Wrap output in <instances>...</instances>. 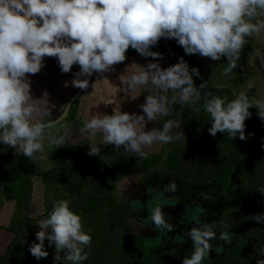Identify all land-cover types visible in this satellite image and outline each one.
I'll use <instances>...</instances> for the list:
<instances>
[{
    "label": "clouds",
    "instance_id": "obj_1",
    "mask_svg": "<svg viewBox=\"0 0 264 264\" xmlns=\"http://www.w3.org/2000/svg\"><path fill=\"white\" fill-rule=\"evenodd\" d=\"M255 36L264 43V0H0V144L19 152L31 161L45 159V138L56 148L65 145L68 133L53 135L59 118H53L56 108L45 90L34 98L31 91L32 75L45 67L44 59L55 58L60 72L68 74L73 66L71 81L64 87L84 90L97 80L107 79V73L124 63L131 48L141 57L152 58L146 65L132 62L118 76L117 92L121 99L111 103L112 114L92 112L89 108L79 132L89 139V156L102 160L101 146L96 143L101 134V145H111L114 151L121 148L139 159H147L154 144L167 145L184 137L172 133L180 129L172 105H189L193 111L203 98V111L210 116L207 132L212 137L225 134L230 140L246 141L245 121L251 117L250 108L264 121V97L251 99L240 91L229 100L227 96L212 95L208 82L198 86V67H190L181 56L175 64L164 68L159 60L162 53L152 51L160 39H174L185 55H197L212 61L226 58L223 75L229 76L238 67V60L249 37ZM155 61V62H152ZM254 81L247 82L252 89ZM147 93L138 105L140 113L121 110L124 99L137 100ZM173 95L171 101L166 93ZM203 92V94H202ZM87 98V94L81 95ZM210 97V98H209ZM65 114L70 105L64 104ZM158 117H166L160 127L147 128ZM66 127V126H64ZM185 139V137H184ZM264 148V144L261 145ZM174 181L163 186V192H175ZM264 195V186L257 189ZM210 199V197H206ZM156 204L150 219L156 229L172 232L175 225ZM39 213V209L36 210ZM42 215V213H40ZM251 220L264 224V213L252 214ZM82 217L71 210L67 199L53 200L46 217L39 219V230L28 251L37 260L47 259L54 248L53 264H83L88 259L92 236L83 229ZM186 237L192 242L190 256L181 264H203L210 257V241L217 239L216 222L195 221ZM232 234L221 231L219 240L230 244ZM63 253V256L61 255ZM175 256V252L170 253ZM256 264H264L257 259Z\"/></svg>",
    "mask_w": 264,
    "mask_h": 264
},
{
    "label": "rangeland",
    "instance_id": "obj_2",
    "mask_svg": "<svg viewBox=\"0 0 264 264\" xmlns=\"http://www.w3.org/2000/svg\"><path fill=\"white\" fill-rule=\"evenodd\" d=\"M160 40L166 42V48L161 50L163 47L161 46L156 50L160 53L171 52L174 54L173 57H177V59L182 56L190 67H198L201 77H194L195 83L198 86L202 81H207L208 90L212 95L227 96L231 100L236 93L245 91L250 99L252 97L257 99L264 97L263 68L261 69V75L256 71L249 75H239L233 70L229 76H224L223 69L226 66V58L220 61H210L211 64L208 65L207 62L202 63L197 55H185L183 49L178 46L174 39L170 40L171 44L166 39L162 38ZM261 63L264 67V55ZM248 64L251 65L249 62ZM254 64L260 67V61L257 64V61L254 60ZM260 78L261 80H259ZM249 80L254 81L252 89L247 88ZM203 103L202 98L196 105V107L201 108L199 112L193 111L189 105H185L187 106L186 111H182V114L179 108H172L175 118L181 122L180 129H173L172 133L179 135L181 131L185 139L181 136L180 139L167 145L154 144L150 155L158 156L163 153L162 156L155 159V165L160 164L155 170L156 177L162 179L168 176L169 179L170 175L172 179H177L174 178L175 171L188 170V173H185L186 176H180L178 180L193 181L197 179L201 169H204L203 165H219L220 168L232 166L233 176L238 179L264 180V148L261 147L264 144V121L258 118L257 109L250 108L249 111L252 115L245 121V135L248 136L249 133L253 135L248 136L246 141H241L238 137L230 140L227 133H217L215 137L208 134L207 129L211 126L209 123L210 116L203 111ZM159 118L162 120L157 127H160L167 119L166 117ZM120 150H123V148ZM120 150L117 151L119 154L121 153ZM197 150L199 153H195ZM64 153L67 154V157L62 163L63 165L54 162L56 169L59 168V170L53 169L55 173L53 170L46 172L45 180L42 181L43 185L34 187V192H36L34 199L38 200V204L33 203L29 211H26L30 204L25 203L26 197H20L16 201H5L1 198L2 190L0 189V264H53L54 248L48 247L47 241H45V249L49 252L47 259L37 261L28 251V247L35 241V232L39 230L38 225H36L38 220L46 217L48 211L52 208V201L56 200L55 197L60 196L64 190H71L72 193L65 199L70 202L71 210L82 217L84 231L92 236L90 248L85 249L89 252V256L83 264H132L133 260L138 262L140 257L132 240L130 226L129 224L126 225L127 214L119 215V207L115 202V189L111 187L102 192L98 191L100 186L106 182L110 167L109 163L115 155L114 151L102 152V160L97 156H89L86 152V156L81 155L79 160V162L82 161V167L79 165L77 168V155H72V153L68 155V151ZM168 153L171 157L173 156V160L182 163L181 169H165ZM122 154L126 155L124 150ZM128 154L133 156L131 153ZM149 156L147 159L141 160L143 165L140 168L129 166L118 176L117 180L123 181L127 178L123 177L129 175L132 171L133 175H130L133 179H148L154 169H143ZM86 163L90 165H88V169ZM130 168H132V171H130ZM78 170V174H81L80 179L75 178L74 174ZM28 173L31 176L30 179L36 174H41L37 165L36 167H28ZM30 179L26 177L25 181L21 182L20 192L22 190L27 191V186L32 185L33 187ZM190 184L191 182L184 186L182 183L176 185L177 189L181 191L186 190ZM208 197L210 199H207V202L214 205L216 201L214 194L211 193ZM37 209H39V213H37ZM61 255L63 256V253ZM145 261H142L143 264H161L153 258L150 260L148 258ZM62 264H69V262L62 261ZM174 264H181V262L178 260Z\"/></svg>",
    "mask_w": 264,
    "mask_h": 264
},
{
    "label": "flooded vegetation",
    "instance_id": "obj_3",
    "mask_svg": "<svg viewBox=\"0 0 264 264\" xmlns=\"http://www.w3.org/2000/svg\"><path fill=\"white\" fill-rule=\"evenodd\" d=\"M166 40L171 44V39ZM157 45L163 46V50L166 48V42L162 40H160ZM157 45L152 47L151 50L155 51L159 49ZM162 56L163 58L161 60H167L171 65L175 64V61L177 62L178 60L177 57H173L174 54L171 52L162 53ZM64 109L65 108L54 112L53 118H59ZM70 109L66 116L60 121L71 118V116H69ZM185 109L184 106L181 109V114ZM161 120L162 119L158 117L156 127L160 125L159 122H161ZM89 143L90 142L84 143L77 150L76 168L79 167V165L82 167V161L79 162V160L81 155L86 156L85 153L89 151ZM97 145L101 146V153L104 151H106V153L110 150L113 151L111 145ZM55 153L56 147L51 146L48 157L55 160ZM191 153L193 152L191 151ZM195 153H199L198 150ZM66 155L67 154L63 152V156L57 158V162L60 165H63L62 163L65 161V157H67ZM162 155L163 153H160L158 156H149L148 164L144 165L143 169H154L148 179H133L131 176L133 175V171L132 168H130V171H132L130 173L131 175L124 176L123 178H127L123 181L116 180L114 185L111 186L115 189V202L119 207V215L123 213L127 214L126 225L129 224L130 226L132 240L134 241L136 251L140 257L138 262L133 260L132 264H143L148 258L149 260L152 258L158 260L161 264H174L178 260L181 262L184 256H190L192 242L185 234L191 227L198 226L195 224L197 220L201 222H216L217 224L215 229L217 239L210 241L212 253H210V257L204 260L203 264H256L257 259H264V224H257L250 218L252 214L264 213V195H261L257 191L258 188L264 186V180L238 179L236 176H233L234 170L232 171V166L220 168L219 165H203L204 169H201V173L198 174L197 179L193 181L178 180V177L186 176L185 173H188V170H183V172H181L182 170L179 172L175 171L176 175L174 178L177 179H172L170 175L169 179L167 178L168 176L158 179L155 170L160 164L155 165V159H158V157ZM22 157L24 156L21 154L18 156L17 162L12 164H0L1 198L5 201H16L20 197H26L25 203H30L32 198L34 199V197H36L34 187H39V185H36L35 181L30 179L31 176L28 173V167H36V164L26 157H24V159H26V164L22 168L21 178L16 182V186L13 187V180L16 175H14L11 170L18 165ZM169 157L170 154L168 153L166 162ZM88 165L89 164L86 163V168ZM142 165L143 163L135 157L131 167L140 168ZM181 167L182 163H178V165L176 164L175 166V170L176 168L177 170L179 168L181 169ZM165 169L171 170L172 168L168 167L166 164ZM55 170H59V168ZM39 172L41 174L38 176L41 178V182H44L45 174L48 171L39 170ZM53 172L55 173L54 170ZM78 172L79 170L77 173L74 172L75 178L77 177V179H80L79 176H81V174H78ZM26 177H29L30 181L33 183V187L32 185L30 187L27 186V191L22 190V192H20L21 190L19 189L22 187L21 182H24ZM77 179L74 180L76 181ZM170 181H174L176 184L182 183L183 186L190 182L191 184L186 190L179 191L176 188L175 192L164 193L163 186ZM105 183L106 182L101 186L103 187ZM109 187L110 186H108V188ZM8 192L11 194L9 198L6 196ZM71 193V190H64L63 193L55 197V199H60L66 194L65 197L63 196V199H65ZM211 193L216 197L214 205L207 202L208 198L206 197ZM158 203L163 206L162 211L171 218L169 222L175 225L172 232H162L156 229L151 222V209ZM225 230L232 234L230 244H225L223 241L219 240L220 232ZM172 252H175V256L170 255Z\"/></svg>",
    "mask_w": 264,
    "mask_h": 264
},
{
    "label": "crops",
    "instance_id": "obj_4",
    "mask_svg": "<svg viewBox=\"0 0 264 264\" xmlns=\"http://www.w3.org/2000/svg\"><path fill=\"white\" fill-rule=\"evenodd\" d=\"M248 43L245 45L243 51L240 54V59L238 60L239 68L235 70V72L239 75H249L252 74V72L256 71L259 75H261L262 71L261 69L263 67V63H261L263 53H264V43H261L260 40H258L255 36L249 37ZM127 59L124 63H120L115 66L116 70L111 73H107L106 78L102 80H97V77L94 75L92 80L90 81L93 83L92 87L90 86L87 91L85 92L82 90L80 94L76 97L74 102L71 105V109L69 112V116H71L68 120H62L60 121V124L57 125V128L60 129V133H57L56 129L50 130L53 135L55 134H64L68 133V140H66V143L64 146L56 148L55 153V160L50 159L48 156V152L51 149L52 145H49L47 143V134L45 138V151L43 153L45 159L37 160L34 163L38 165L40 171H50L53 169H56V165L54 162H57V158H60L63 156V152L68 151V155L72 153V155H77L75 151H77L81 145L84 143L90 142L89 139H87V134L82 138V134L79 132V128L82 126L83 121L86 118V114L89 110V108L93 107L94 105H97L96 107H93L91 109L92 112L100 111L101 113H107L112 114V109L115 107L114 104H111L116 99V93H117V99H121L123 97V93L117 92V89L115 86H119L120 82L118 80V76L122 74L126 66L132 62H136L141 65H146L148 62L152 60V58H144L141 57L135 50H132L131 48L126 53ZM202 63H208L211 64L210 59L208 58H202L200 57ZM223 59V58H222ZM221 59V60H222ZM254 60L258 62L260 61V67L255 66ZM155 62V61H152ZM248 62L251 64L249 65ZM159 63L161 64V67H168L170 64L167 60H159ZM45 67L41 70L39 74L32 75L30 77L32 84H31V91L33 93L34 98L41 97L42 92L45 90L49 94V99L51 103H54L56 105V108L53 110V113L61 110L64 108V104L67 103V101L73 96V94L78 90V88L73 87H64V81H71L72 73L78 71V66H73L72 72L68 74H63L60 72V69L58 67L57 60L55 58H48L45 57L44 59ZM256 64V65H257ZM254 65V66H253ZM260 69V70H259ZM261 80V78L259 79ZM87 94V98L80 97L81 95ZM147 95V93H143L137 100L131 101L130 99H124L121 103V110L126 112H136L140 113V109L138 108V105L144 102V98ZM166 95L169 97V100L171 101V97L173 95H178V93H172L168 92ZM185 106V105H184ZM183 106V107H184ZM179 108L180 112L183 107H181L179 104L172 105V108ZM187 106H185L186 108ZM158 120V118H157ZM157 121L150 122L147 125L148 129H151L152 127H156ZM66 126V127H64ZM96 143L101 144L102 136L101 134H97L96 136ZM154 146V145H153ZM152 146V147H153ZM0 164L8 165L9 163H15L18 160V156L21 155L18 149H11L8 148L7 145L0 144ZM33 181H35L36 185H41V178L38 176V174L34 175L32 177ZM43 185V184H42ZM35 200V201H34ZM38 204L37 199H33L30 201L29 208L26 211H29L32 207V204Z\"/></svg>",
    "mask_w": 264,
    "mask_h": 264
},
{
    "label": "trees",
    "instance_id": "obj_5",
    "mask_svg": "<svg viewBox=\"0 0 264 264\" xmlns=\"http://www.w3.org/2000/svg\"><path fill=\"white\" fill-rule=\"evenodd\" d=\"M157 46H158V48L161 47L160 45H157ZM161 50H163V48H161ZM155 51H157V50H155ZM122 151L123 150H120V152H121L120 154H119V152L114 151L115 155H114V157L112 158V160L109 163L110 167H109V172H108V176H107V179H106V183H105V185L103 187L101 186V188L99 189V192L111 188V186H113L114 182L117 180L118 176L121 173H123L124 170H126L129 166L132 165V163L134 161L133 156H129V154L127 152H125L126 155H123ZM172 157L170 156V158L167 160L166 164L168 165V167L175 169V166H176V164L178 165V163H176L177 161L173 160ZM25 160L26 159H24V157H22V159L20 160L18 165L15 168H13V170H11L12 173L14 175H16L14 180H13L14 181L13 182V187L16 186V182L18 181L19 178H21L22 168L26 164ZM138 160L141 161L142 159L138 158ZM147 164H148V162L145 163L144 165H147ZM108 186H110V187L108 188ZM10 193H11V191H10ZM10 193L9 192L6 193V196L8 198L11 196ZM66 194H64L63 196L65 197ZM63 196L60 199H63L64 198ZM60 199H57V200H60Z\"/></svg>",
    "mask_w": 264,
    "mask_h": 264
},
{
    "label": "water",
    "instance_id": "obj_6",
    "mask_svg": "<svg viewBox=\"0 0 264 264\" xmlns=\"http://www.w3.org/2000/svg\"><path fill=\"white\" fill-rule=\"evenodd\" d=\"M118 65V64H117ZM82 90L81 89H78L77 91H76V93L72 96V98L69 100V102L67 103L68 105H71L72 104V102L76 99V97L80 94V92H81ZM69 110V109H68ZM68 110H67V112H68ZM66 116V114H65V109H64V111H63V113H62V115L59 117V119L61 120L62 118H64Z\"/></svg>",
    "mask_w": 264,
    "mask_h": 264
}]
</instances>
